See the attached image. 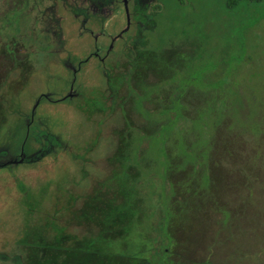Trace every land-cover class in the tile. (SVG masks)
<instances>
[{
    "label": "rangeland",
    "instance_id": "374dc122",
    "mask_svg": "<svg viewBox=\"0 0 264 264\" xmlns=\"http://www.w3.org/2000/svg\"><path fill=\"white\" fill-rule=\"evenodd\" d=\"M0 0V264H264V0Z\"/></svg>",
    "mask_w": 264,
    "mask_h": 264
},
{
    "label": "trees",
    "instance_id": "16d2710c",
    "mask_svg": "<svg viewBox=\"0 0 264 264\" xmlns=\"http://www.w3.org/2000/svg\"><path fill=\"white\" fill-rule=\"evenodd\" d=\"M239 1H241V0H228L227 5L229 7H232V6H235ZM247 1H259V0H247Z\"/></svg>",
    "mask_w": 264,
    "mask_h": 264
}]
</instances>
